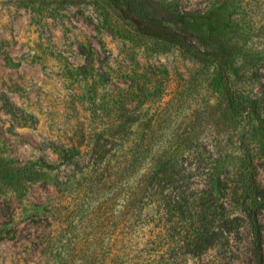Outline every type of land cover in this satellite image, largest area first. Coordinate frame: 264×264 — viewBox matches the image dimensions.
<instances>
[{
  "label": "rangeland",
  "instance_id": "374dc122",
  "mask_svg": "<svg viewBox=\"0 0 264 264\" xmlns=\"http://www.w3.org/2000/svg\"><path fill=\"white\" fill-rule=\"evenodd\" d=\"M154 2L158 15L172 9L223 44L231 87L255 92L264 114V0ZM135 29L106 0H0V264H200L178 201L228 184L230 213L241 216L235 197L250 174L264 192L263 141L234 119L216 62ZM162 152H171V263L157 249H93L90 211L125 194L127 175L109 174L130 168L134 179ZM257 213L264 255V205ZM245 236L227 264H253Z\"/></svg>",
  "mask_w": 264,
  "mask_h": 264
},
{
  "label": "trees",
  "instance_id": "16d2710c",
  "mask_svg": "<svg viewBox=\"0 0 264 264\" xmlns=\"http://www.w3.org/2000/svg\"><path fill=\"white\" fill-rule=\"evenodd\" d=\"M106 1L142 35L163 40L162 45L175 44L183 53L203 61H215L220 75L216 85L226 97L227 106L232 110L234 119H248L253 139L256 137L257 142L260 139L263 141L257 150L264 152L262 102L258 100L255 92L244 96L231 87L229 71L233 66L225 58L226 50L221 42L212 41L210 35L205 34L200 26L191 23V26H188L182 16L178 18L172 9L168 15H158L154 0ZM208 42L211 47H208ZM244 152H251L250 148L247 146ZM136 154L144 158L145 153L131 152V161L135 159ZM248 159L254 162L252 155L248 156ZM124 173L127 175L125 194L118 204L99 203L90 211V214H93L89 223L94 228L91 236L93 249L102 251L105 244L114 247V250L117 245L124 250L157 249L161 254L158 262L171 263V152H162L153 166L134 179L130 180V168L123 172L114 170L108 178L114 182L117 175ZM94 174L97 179L94 186L98 191L102 185L99 178L102 173L96 169ZM254 175L248 176L250 181L235 197L241 216H233L230 213L231 205L225 197L230 193L233 195L235 189H231L228 184L223 186L218 194L214 192L215 188L210 187L203 192V196H190L188 200L178 201L177 214L180 216L185 211L188 213L186 228L183 230H186L187 234L184 238L188 239L187 253L200 264L231 262L241 230H246L245 247L252 255L253 264H264L263 234L257 213L264 205V192L258 188ZM219 196L222 200L217 202ZM145 226L148 227L144 229ZM84 227L83 224L82 228ZM180 229L181 227L179 231ZM105 237L107 242L102 241ZM133 261L134 264H142L144 259L134 258Z\"/></svg>",
  "mask_w": 264,
  "mask_h": 264
},
{
  "label": "clouds",
  "instance_id": "9594fccd",
  "mask_svg": "<svg viewBox=\"0 0 264 264\" xmlns=\"http://www.w3.org/2000/svg\"><path fill=\"white\" fill-rule=\"evenodd\" d=\"M129 203H131V202H129Z\"/></svg>",
  "mask_w": 264,
  "mask_h": 264
}]
</instances>
